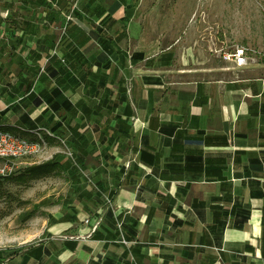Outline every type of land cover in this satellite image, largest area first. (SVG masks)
Segmentation results:
<instances>
[{"label": "crops", "instance_id": "0c3cea01", "mask_svg": "<svg viewBox=\"0 0 264 264\" xmlns=\"http://www.w3.org/2000/svg\"><path fill=\"white\" fill-rule=\"evenodd\" d=\"M115 4L97 11L99 54L70 42L50 58L64 70L50 61L39 85L26 75L0 99V128L46 130L71 153L72 165L58 161L70 188L79 170L91 183L33 244L0 249V264H264V61L218 79L210 66L176 69L147 20L107 37L127 19Z\"/></svg>", "mask_w": 264, "mask_h": 264}, {"label": "rangeland", "instance_id": "374dc122", "mask_svg": "<svg viewBox=\"0 0 264 264\" xmlns=\"http://www.w3.org/2000/svg\"><path fill=\"white\" fill-rule=\"evenodd\" d=\"M119 2L127 19L122 22L119 35L115 28L109 30L111 35L105 32L107 37L128 39L129 28L136 21L140 24L147 20V38L159 42L154 43L157 51L170 49L167 52H171V64L176 69L202 70L210 66L216 69L211 77L228 78L225 70L232 63L224 54L239 47L246 48L249 57L264 61V0H0V99L3 103L9 102L7 92L19 90L17 82L26 75L39 85L37 75L46 70L50 61L64 70V63L56 64L50 58L55 52L65 59L70 42L87 55L99 54L100 47L94 43L102 35L97 11ZM132 30L137 35L142 31ZM129 47L128 43L126 48L129 50ZM44 85L50 86L41 82ZM44 127L52 132L51 121ZM40 133L47 135L46 130ZM56 134L66 136L65 129ZM25 136L35 141L32 136L37 135ZM54 150H60L57 161L73 164L66 144L61 141L49 144L46 140L41 156L18 164L15 174L51 160L56 156ZM78 178L79 191L86 192L85 188L91 184L88 173L79 170ZM70 182L65 171L30 185L4 180L0 184V249L16 251L23 243L33 244L47 225L63 222L64 217L56 220L55 216L74 212L77 206L69 205L70 198L79 191L74 192Z\"/></svg>", "mask_w": 264, "mask_h": 264}, {"label": "built area", "instance_id": "2783aa9c", "mask_svg": "<svg viewBox=\"0 0 264 264\" xmlns=\"http://www.w3.org/2000/svg\"><path fill=\"white\" fill-rule=\"evenodd\" d=\"M224 58L236 67H243L248 64V53L244 47L226 52ZM46 133L51 136L49 132ZM35 134L39 137L33 141L0 128V181L14 175L18 164L42 154L45 140L40 131Z\"/></svg>", "mask_w": 264, "mask_h": 264}, {"label": "trees", "instance_id": "16d2710c", "mask_svg": "<svg viewBox=\"0 0 264 264\" xmlns=\"http://www.w3.org/2000/svg\"><path fill=\"white\" fill-rule=\"evenodd\" d=\"M118 7V4H115L113 8H111V12L114 11ZM53 94L58 97V103L63 100V96L61 92L54 91ZM39 101H37V104ZM8 131H14L12 128H4ZM62 172V165L60 162L56 160V158H53L51 160H47L42 163L33 164L25 169H23L19 174L11 175L2 181H0V184L5 180L7 181H14L21 185H30L32 182L60 174Z\"/></svg>", "mask_w": 264, "mask_h": 264}]
</instances>
